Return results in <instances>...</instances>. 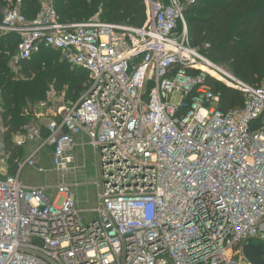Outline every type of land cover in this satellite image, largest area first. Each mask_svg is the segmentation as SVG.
Returning a JSON list of instances; mask_svg holds the SVG:
<instances>
[{"label":"built area","instance_id":"2783aa9c","mask_svg":"<svg viewBox=\"0 0 264 264\" xmlns=\"http://www.w3.org/2000/svg\"><path fill=\"white\" fill-rule=\"evenodd\" d=\"M197 2L146 0L139 28L63 22L56 0H39L32 19L5 11L0 32L19 37L16 70L53 51L90 86L62 111L34 112L14 145L36 148L14 174L0 169V264H252L245 244H264V120L254 128L264 84L249 87L191 45L184 11ZM210 79L244 94V106L221 110ZM79 145L95 155L87 222L73 186L58 185L51 201L21 181L25 168L47 173L36 164L47 148L53 170L69 173Z\"/></svg>","mask_w":264,"mask_h":264},{"label":"trees","instance_id":"16d2710c","mask_svg":"<svg viewBox=\"0 0 264 264\" xmlns=\"http://www.w3.org/2000/svg\"><path fill=\"white\" fill-rule=\"evenodd\" d=\"M75 1L76 5H73L74 0H56L55 6L63 22L89 21L87 18L101 5L107 13L106 17L100 20L108 23L139 28L147 19L146 0ZM14 4H17V0H0V25L3 23V14ZM20 8L27 18L32 19L39 11L40 3L39 0H21ZM69 14L78 20L70 19ZM184 16L193 47L199 49L212 62L227 67L249 87L257 89L264 84V0H198L195 5L185 9ZM18 43L19 37L16 34L0 32V100L4 108L0 115L4 128L5 150L10 154L8 166L11 174H14L17 168L14 161L23 154V149L14 145L12 137L23 133L33 117L31 110L37 104L30 96L23 95L25 86L39 77L42 79L39 89L53 83L54 78L50 74L46 75L44 69L51 64V57H60L57 52L44 51L30 61L21 63L16 70L18 74H15L10 69V61ZM205 45L210 48L205 49ZM14 48L15 50L8 53ZM62 63L72 67L66 62ZM74 70V80L63 79L62 73L59 72V78L55 82L58 92L64 87L67 88L66 103H76L80 100L77 98L82 92V81H86L83 92L86 93L90 86L86 72L76 67ZM209 84L214 91L222 94L221 110L241 109L244 106L245 96L241 92L213 79L209 80ZM40 92L42 94L44 91ZM23 108L31 112L28 119L20 116V109ZM263 120L264 116L254 128L259 127Z\"/></svg>","mask_w":264,"mask_h":264},{"label":"rangeland","instance_id":"374dc122","mask_svg":"<svg viewBox=\"0 0 264 264\" xmlns=\"http://www.w3.org/2000/svg\"><path fill=\"white\" fill-rule=\"evenodd\" d=\"M76 4L77 2L74 0L73 5ZM17 5H19V7ZM14 6L11 7V9L17 8L21 12L23 11L20 8V4H14ZM106 13L107 12L104 11L103 6L101 5L98 8V10L95 11V13H93V15H90L87 18V20L103 19L104 17H106ZM69 18L73 20H78L72 14H69ZM15 48L9 50L8 53H10L12 50H15ZM50 59H51V64H49V66L44 69V73L46 75L50 74L54 78V82L50 83L46 88L42 87L39 89V84L42 80L41 77H39L38 79H33V81L28 82L27 85L25 86L26 89L23 95L26 94L30 96L31 99H33L37 103L34 109L31 110L33 113L37 112L44 114L45 112H48L50 114V112L62 111L65 105L64 103H66L67 88L64 87V89H62L61 92H58L57 89L55 88V82L59 78L58 77L59 72L62 73L61 77L65 80L75 79L74 73L76 72L74 70V67H70L62 63L60 57L55 56V57H51ZM214 64L217 65L220 69L224 70L225 72L234 75L227 67L220 65L216 62ZM10 69L13 73L18 74L16 68H14L11 61H10ZM81 84L82 85L80 86L82 88V92L78 94L77 99H81L83 97V94L85 93L83 92V89L86 85V81L85 80L82 81ZM40 90L41 91L43 90L44 92L41 94ZM55 94L56 97H54ZM177 98L178 96L173 97L172 102L177 103L178 101ZM1 104L2 102L0 100V114H2V111L4 110ZM29 112L30 111H26L25 108H23L22 110L20 109V116H24L26 119H28L30 116ZM32 120L33 118H31V121ZM0 132H4V128L2 127V125H0ZM86 142L87 140L84 139V143ZM79 143L83 144L81 140H79ZM36 146H37L36 144H30V143L27 144L23 149V154L21 158L28 156L31 153L32 149H35ZM50 154L51 151L49 148H47L44 152L40 153L36 159V164L38 166L42 165L45 169H47V173L38 174L33 169L25 168L21 175V181L26 186L46 187L48 189L47 194L51 199V201H53V199L57 194L56 187L58 185L67 184L73 186L72 188L73 199L76 202L78 209L82 210L84 220L87 222V220H90L94 217L92 211L98 205L97 188L96 186H94V182L96 181V169L94 167L95 155L93 149L87 145L84 146L79 145V147L76 149L74 154L75 163L73 165L72 170L69 173H58L54 171L52 168V164L50 163L51 160ZM9 163H10V154L4 151L3 155L0 158V169L7 170L9 168L8 166ZM63 202H64V198L59 197L56 201V205L60 207L63 204ZM254 241H258V240H254Z\"/></svg>","mask_w":264,"mask_h":264},{"label":"water","instance_id":"95a60500","mask_svg":"<svg viewBox=\"0 0 264 264\" xmlns=\"http://www.w3.org/2000/svg\"><path fill=\"white\" fill-rule=\"evenodd\" d=\"M93 90L90 91L92 94ZM245 255L252 264H264V244L250 240L245 244Z\"/></svg>","mask_w":264,"mask_h":264},{"label":"crops","instance_id":"0c3cea01","mask_svg":"<svg viewBox=\"0 0 264 264\" xmlns=\"http://www.w3.org/2000/svg\"><path fill=\"white\" fill-rule=\"evenodd\" d=\"M1 10V9H0ZM2 12H3V10H2ZM4 15V14H3ZM4 34V33H3ZM16 52H17V50H16ZM16 52H15V54H16ZM14 54V55H15ZM42 114V113H41ZM46 114H48V112H46ZM34 117V116H33ZM32 117V118H33ZM38 121H39V124L42 126V127H44V125H45V123H46V117H44V118H39L38 119ZM0 125H2V127H3V124H2V121H1V115H0ZM3 136H4V132H0V140L2 141L3 140ZM18 137H19V134H17V135H14L13 137H12V141H13V143L14 142H16L17 140H18ZM22 149H24V147L22 148ZM34 149H32V151H33ZM31 151V152H32ZM27 156H25L24 158H26ZM24 158H21V159H24Z\"/></svg>","mask_w":264,"mask_h":264}]
</instances>
